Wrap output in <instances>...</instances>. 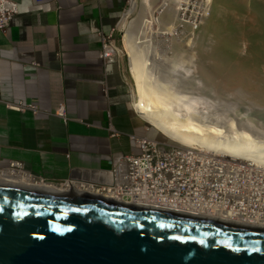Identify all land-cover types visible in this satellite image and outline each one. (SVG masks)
I'll use <instances>...</instances> for the list:
<instances>
[{
    "label": "crops",
    "instance_id": "obj_1",
    "mask_svg": "<svg viewBox=\"0 0 264 264\" xmlns=\"http://www.w3.org/2000/svg\"><path fill=\"white\" fill-rule=\"evenodd\" d=\"M11 1L19 14L0 31V100L40 113L0 104V171L20 163L49 183L113 186L117 159L139 154L132 136L162 139L135 110L123 59L101 58L132 0Z\"/></svg>",
    "mask_w": 264,
    "mask_h": 264
},
{
    "label": "bare ground",
    "instance_id": "obj_2",
    "mask_svg": "<svg viewBox=\"0 0 264 264\" xmlns=\"http://www.w3.org/2000/svg\"><path fill=\"white\" fill-rule=\"evenodd\" d=\"M158 1H141V11L138 17L131 22L127 35L123 38L124 47L130 57V75L134 81L135 110L141 120L160 135L162 140L157 141L189 150L202 151L208 155L212 154L206 159L205 155H199L203 163V166H200L199 174L197 171L199 165L195 160L198 156L193 154L195 157L193 158L195 167L193 175L199 178L201 185L198 184L199 188L196 193L198 200L194 198L192 204L187 205V210L197 208L194 210L195 213H190L191 215L207 213L209 215L202 219L208 223L217 222L216 220L219 219L223 224L235 229L264 233V216L261 210L255 211V217H253L252 211L245 205L249 203L246 196L260 199L262 201L260 207L264 204V133L259 132V124L255 123L256 121L250 117V114H243L239 111L237 101V105L230 103V106L222 107L224 101L223 104H220L216 102V99L214 101L210 97V94L215 93L218 88H224L231 94L239 96L241 100H248L253 107L264 106V0H241L244 4L245 2L247 4L248 1L251 2L249 12L258 19L257 22H254V17H251L253 19L251 21L255 25L259 23L257 25L260 27L255 34L242 32L241 38L246 47L248 41L252 42V47L256 52L255 61L247 62L235 57L234 49L221 38L216 65L213 68L205 65L202 61H194L197 56L194 49L200 40L211 41L212 35L215 34L213 28L217 23L214 21L216 14L214 20L210 18L214 14L213 7L216 0L201 1L203 5L200 7H203L204 11L206 9L205 15L207 16L202 19L199 30L190 29L188 19L185 15L183 16L188 10L190 0H160L161 5L157 8ZM227 7L231 8L232 6L227 5ZM239 7L237 10L236 7H232V9L237 12ZM138 8V1H132L124 21L134 15ZM219 10L223 11V9ZM245 11L248 15L247 10ZM158 12L160 13L159 18L156 16ZM233 16L237 17L236 13ZM226 17L227 22L228 18ZM233 18L231 17V20ZM251 21L250 25L253 23ZM242 26L244 27V25ZM182 27L185 28V31L181 30ZM155 28H157V32L154 31ZM253 29L255 30L254 27ZM154 32L158 35L157 42L154 40ZM230 37L233 38L231 35ZM230 37L227 36L229 40H232ZM160 38L163 40L160 41L170 48L166 53L159 51L162 45L158 43ZM183 42L184 45H182ZM173 50H177L178 53L173 52L170 57ZM108 53L111 51L108 50ZM223 53L234 57V59H230L234 61H225ZM170 63L171 65H169ZM187 82L194 84L192 90L189 87H186L187 90L184 89ZM150 127L148 128L151 129ZM223 156L233 159L237 164L232 161L223 162L224 160L221 158ZM186 160L190 162L189 155H186ZM218 161L225 164V172L222 171L215 176L216 162ZM240 169L244 172H241ZM220 176L222 177L221 182L219 180L212 191L214 196L207 195L203 188L204 179ZM0 177L11 178L12 182L19 180L20 182L25 181L26 185H34V181L25 175L9 171L2 172ZM36 184L37 188L32 187L33 189H40L41 184L45 187H41V190L46 193L62 195V192L67 191L52 190L59 188L46 186L42 183ZM16 185L18 186V184ZM62 189L65 190L64 186L60 187V190ZM71 189L79 193L96 195V198L101 201L118 204L115 195H103L87 187H71ZM207 204L212 208H201ZM182 211L184 210H180V212ZM241 218H253L254 224L242 223ZM198 219L194 220L199 221ZM235 223H242L245 228L235 226Z\"/></svg>",
    "mask_w": 264,
    "mask_h": 264
},
{
    "label": "water",
    "instance_id": "obj_3",
    "mask_svg": "<svg viewBox=\"0 0 264 264\" xmlns=\"http://www.w3.org/2000/svg\"><path fill=\"white\" fill-rule=\"evenodd\" d=\"M0 264H264V234L0 193Z\"/></svg>",
    "mask_w": 264,
    "mask_h": 264
},
{
    "label": "built area",
    "instance_id": "obj_4",
    "mask_svg": "<svg viewBox=\"0 0 264 264\" xmlns=\"http://www.w3.org/2000/svg\"><path fill=\"white\" fill-rule=\"evenodd\" d=\"M201 1L202 0H190L188 10L184 13L190 24H188L190 29L199 30L202 19L207 16L205 15L206 9L204 11L203 7H200V5H203ZM18 14V3L11 0H0V31L3 33L7 32ZM113 41V37L103 38L101 58L106 63H114L125 56V53L120 51ZM108 50L111 51V53H108ZM0 104H4L7 109L21 113L26 111H31L35 115L40 113L39 109L34 105H25L24 103L9 104L3 103L1 100ZM57 115L66 123L69 122L63 107L59 109ZM131 140L135 148L139 151V154L126 157L121 156L117 159L113 171V186L100 187L75 181H66L63 184L64 189L69 190L71 187H87L103 195H115L116 197H112L116 198V202H118L120 206L148 213L179 217L193 221L198 218V220L201 221L202 217L209 215L207 213H202L193 216L190 213H195L194 210H197V208L187 210V205L192 204L194 198L198 200V195L196 193L199 185H201V183H199V178L193 175L195 170L193 164V158L195 157H193V154L195 153L198 156L195 159L196 163L199 165L197 169L198 174L200 166H203L199 157L205 155L206 159L211 157L212 154L208 155L202 151L189 150L137 135L132 136ZM186 155L190 156V162L186 160ZM221 158L224 160L223 162L227 163L232 161L234 164H237L233 159L224 156ZM251 164L253 165V163ZM253 166L255 167V165ZM8 171L14 174L25 175L31 180L35 179L25 171L23 165L20 163H13ZM222 171L225 172V164L219 161L216 162L215 176ZM240 171L244 172L241 169ZM2 172L6 171H0V174ZM221 178L220 176L218 178L208 177L204 179L203 188L207 195H211V197L214 196L212 191L215 189L217 182L219 180L221 182ZM38 182L45 183L44 180H38ZM246 197L249 203L245 205L252 211V216L255 217L254 213L257 210H261L264 216V204L260 207L262 201L260 199L257 200L248 198V196ZM201 208L211 209L212 207L207 204ZM180 210L184 211L180 212ZM216 221L222 223L219 219ZM241 221L242 223L254 224L253 218H241ZM201 222L207 221L202 219ZM242 223H235L234 225L245 228Z\"/></svg>",
    "mask_w": 264,
    "mask_h": 264
},
{
    "label": "rangeland",
    "instance_id": "obj_5",
    "mask_svg": "<svg viewBox=\"0 0 264 264\" xmlns=\"http://www.w3.org/2000/svg\"><path fill=\"white\" fill-rule=\"evenodd\" d=\"M132 1H134V0H132ZM138 1V3H139V8H138V11L134 14V15H132L130 18H128V19H126L125 21H123V24L120 26V28L118 29V32H117V41L115 40V41H113L114 42V44H115V46L120 50V51H123L124 53H125V56H124V58H121V59H123V61H124V64H125V66H126V69H127V71H128V73H129V76L131 77V75H130V57H129V53H128V51L126 50V48L124 47V39L123 38H125L126 36L125 35H127V30H128V28H129V26H130V24H131V22H133V20H135L137 17H138V15H139V13H140V11H141V1L142 0H137ZM219 1V2H218ZM193 2V1H192ZM221 2H222V4H221ZM225 2H226V4H225ZM236 3V4H235ZM158 4V5H157ZM156 4V6H157V8L161 5V2H160V0L158 1V3ZM231 4V5H230ZM241 4V5H245V7H243L242 6V10H241V5H240V7H239V5ZM249 6H248V5ZM246 4V2H245V4H244V2H242L241 0H233V2H232V0H216V3L214 4V7H213V13L214 14H212V16H211V20H214V18H215V16H216V18H215V20L214 21H217V23L215 24V26H214V28H213V32H215V34H213L212 35V39H211V41H199L198 43H197V45H195V49H194V53H196V59L194 60V61H202L203 63H205V65H209V67L210 68H213L215 65H216V60H217V55H218V46H220V42H222L223 40H225V42H227V44L230 46V47H232L233 49H234V53H235V57H237V58H240V59H244L245 61H247V62H253V61H255V57H256V52L254 51V49H253V47H252V42H249L248 41V46L246 47L245 46V44L241 41V38H242V32H248L247 34H255V33H257L258 32V29L260 28L258 25H259V23H256V25H255V21L257 22L258 21V19H257V17H255V16H253V14L251 13V12H249L250 10H251V2H249L248 1V3ZM217 5V6H216ZM227 5L228 6H232L233 8H235L236 10H237V8L239 7L240 9H238V11L236 12V10L235 9H232V7L230 8V7H227ZM216 6V7H215ZM221 7V8H220ZM225 8V10H224V8ZM227 7V8H226ZM219 9H223V11L222 12H220V10ZM249 9V10H248ZM128 10H130V7H129V9ZM217 10V11H216ZM228 10V11H227ZM245 10H247V12H248V15H247V13H246V11ZM245 11V12H244ZM225 12V13H224ZM230 12H232V13H230ZM243 12V13H242ZM221 13H224V14H221ZM235 13H236V16L238 17H235V16H233V15H235ZM216 14V15H215ZM227 14H229V15H232L231 17L233 18L232 20H231V17L229 16V15H227ZM241 16H240V15ZM252 14V15H251ZM215 15V16H214ZM218 15H220V16H218ZM227 17H226V16ZM156 16H157V18H159L160 17V13L158 12V13H156ZM183 16H184V14H183ZM226 18H228L227 19V22H226V19H225V17ZM249 16H250V18H249ZM254 17V20L252 19V18ZM185 19V18H184ZM230 19V20H229ZM239 19V20H238ZM245 19V20H244ZM248 19V20H247ZM250 19V20H249ZM256 19V20H255ZM187 20V19H186ZM240 20H241V22H240ZM251 20H253V21H251ZM218 21H219V23H218ZM223 21V22H222ZM236 21V22H235ZM250 21L251 22H253V23H251V25L249 24L250 23ZM222 22V23H221ZM232 22H233V24H232ZM241 24H240V23ZM247 24V25H246ZM252 24H253V26H252ZM258 24V25H257ZM235 25V26H234ZM238 25V26H237ZM240 25V26H239ZM242 25H244V27L242 26ZM249 25V26H248ZM255 25V26H254ZM235 27V28H234ZM236 27H238V28H236ZM253 27L255 28V30L253 29ZM187 28V27H186ZM230 28V29H229ZM241 28H242V30H241ZM181 30L182 31H185V28H181ZM236 30V31H235ZM154 31L155 32H157L158 30H157V28H155L154 29ZM219 31H220V33H219ZM222 31V32H221ZM154 32V33H155ZM229 32V33H228ZM231 32V33H230ZM233 32V33H232ZM222 33V34H221ZM224 34H226L228 37H230V35L233 37V38H231L230 37V39H232V40H229V38H227V36H225ZM188 35V34H187ZM186 35V36H187ZM150 36L152 37V35H151V31H150ZM154 40L156 41L157 40V38H158V35H157V33H155L154 35ZM221 36V37H220ZM225 36V37H224ZM221 38H222V41H221ZM224 38V39H223ZM227 38V39H226ZM237 39V40H236ZM163 41L162 40V38H160L158 41V43H159V45H161L160 46V52L162 51V53L163 52H167L168 51V49L170 50V48H168V46L167 45H164V43L163 42H161V41ZM181 40H183V39H181ZM239 40V41H238ZM157 42V41H156ZM181 42V41H180ZM210 42V43H209ZM239 44H237V43ZM243 43V44H242ZM182 45H184V42L182 43ZM205 45V46H204ZM244 45V46H243ZM207 46V47H206ZM162 47V48H161ZM206 47V48H205ZM248 48H249V50H248ZM206 49V50H205ZM205 50V51H204ZM245 50V51H244ZM204 51V52H203ZM218 51V52H217ZM241 51H243V52H241ZM173 52H176V53H178L177 52V50H173L171 53H170V57L172 56V53ZM215 52H217L216 54H215ZM239 52H241V53H239ZM244 52H245V55H244ZM213 53H214V55H213ZM243 53V54H242ZM240 55V56H239ZM242 55V56H241ZM161 57H162V55H161ZM223 57H224V59H225V61H234V60H230L231 58L232 59H234V57H231V56H228V55H226V53H223ZM190 58H192V56H190ZM171 62V61H170ZM208 63V64H207ZM169 65H171V63L169 64ZM164 74H166V73H164ZM131 79H132V89H134L133 88V84H134V81H133V78L131 77ZM205 83H207V82H205ZM186 87H189L190 88V90H192L193 88H194V84H191V82H187L186 84H185V90H187V88ZM210 97H211V99H213L214 101H215V99H216V102H219L220 104L222 103L223 104V101H224V104L222 105V107H228V106H230V103H232V104H236L237 105V103H236V101L238 102V107L240 108V112L241 113H243V114H250V117L252 118V119H254L256 122L255 123H257L258 122V124H259V132L260 133H264V106L262 105V107L261 106H258V107H253V106H251V104L249 103V101L248 100H241L240 99V97L239 96H235L234 94H231L230 93V91H228L227 89H224V88H218V90L215 92V93H211L210 94ZM239 99V100H238ZM220 101H222V102H220ZM228 101V102H227ZM135 104V100H134V102H133V105ZM221 107V108H222ZM149 126V125H148ZM258 126V125H257ZM150 127V126H149ZM151 128V127H150ZM151 130H153L152 128H151ZM158 138H161L160 137V135H158ZM162 140V139H161ZM9 169H6L5 171H8Z\"/></svg>",
    "mask_w": 264,
    "mask_h": 264
},
{
    "label": "flooded vegetation",
    "instance_id": "obj_6",
    "mask_svg": "<svg viewBox=\"0 0 264 264\" xmlns=\"http://www.w3.org/2000/svg\"><path fill=\"white\" fill-rule=\"evenodd\" d=\"M8 179H9L8 177L7 178L6 177H4V178L0 177V193L1 194H7V193L20 194V195H22V194L33 195L34 194V195H39V196H42L45 198H49L50 200H53V201H59V202L67 203V204L80 205V206H103V207L105 206L108 208H115V206H118V205L111 203V202H108V201H101L100 199L96 198V195H93L90 193H79L78 191H76L74 189H69L67 191L63 190V189L60 190V187L63 188V184L65 182L62 184H54V183H49L47 181H45V183H42V184H46V186L47 185L48 186H55L56 188H59V189H52V190L66 191L65 193L62 192V195H61L59 193H46V192L42 191L41 187H44V186L41 184H40L41 187H39L40 189H37L38 191L33 189L32 187L37 188V186H38L36 183H39L38 182L39 179H37V178L33 179V181H34L33 186H31L32 184L31 185L24 184L25 181L20 182L19 180L15 179L16 181L12 182L13 180H10L11 178L9 179L10 181ZM3 180H5V181H3ZM6 181H8V182H6ZM12 183H14V184L12 185ZM16 184H18V186ZM35 184L37 186H35ZM121 207H123V209L125 208V210L139 211V210L133 209V208L130 209V208L124 207V206H121ZM213 223L220 224L223 226H227L230 228H234V227L225 225L223 223H218V222H213ZM251 232L264 234L262 232H256V231H251Z\"/></svg>",
    "mask_w": 264,
    "mask_h": 264
}]
</instances>
